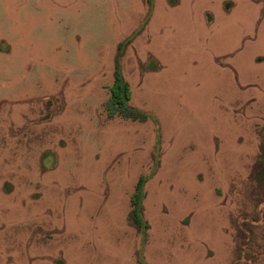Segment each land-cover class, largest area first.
Listing matches in <instances>:
<instances>
[{"label": "rangeland", "instance_id": "1", "mask_svg": "<svg viewBox=\"0 0 264 264\" xmlns=\"http://www.w3.org/2000/svg\"><path fill=\"white\" fill-rule=\"evenodd\" d=\"M0 264H264V0H0Z\"/></svg>", "mask_w": 264, "mask_h": 264}, {"label": "trees", "instance_id": "2", "mask_svg": "<svg viewBox=\"0 0 264 264\" xmlns=\"http://www.w3.org/2000/svg\"><path fill=\"white\" fill-rule=\"evenodd\" d=\"M142 28L138 31H135L131 37H129L125 42L119 45L118 55L115 61V70H114V79L111 88L109 89V103L108 108H110V116L118 115L122 118L129 119L132 121L136 120H145L149 117L148 114L134 109L128 105L129 101V92L128 86L126 82L123 80L121 71H120V57L123 54V51L127 45L130 44L132 38L136 37ZM117 110L119 112H117ZM114 112V114H113ZM116 112V113H115ZM145 182V179H141L137 193L135 195L134 200L132 201L133 210L131 212V216L129 217V221L137 228V230L144 233L145 230V222L142 220L141 217V199H142V187Z\"/></svg>", "mask_w": 264, "mask_h": 264}]
</instances>
